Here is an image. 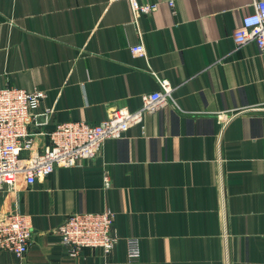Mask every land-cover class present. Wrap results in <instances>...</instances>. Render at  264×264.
<instances>
[{"label": "crops", "instance_id": "obj_1", "mask_svg": "<svg viewBox=\"0 0 264 264\" xmlns=\"http://www.w3.org/2000/svg\"><path fill=\"white\" fill-rule=\"evenodd\" d=\"M138 1L157 5L134 21L127 0H0V87L44 92L39 150L58 122L139 108L159 79L173 98L96 157L1 188L0 218L26 214L32 233L23 256L0 249V264H264V53L232 37L256 0ZM140 40L144 55L130 50ZM106 208L112 249L70 258L57 226Z\"/></svg>", "mask_w": 264, "mask_h": 264}, {"label": "built area", "instance_id": "obj_2", "mask_svg": "<svg viewBox=\"0 0 264 264\" xmlns=\"http://www.w3.org/2000/svg\"><path fill=\"white\" fill-rule=\"evenodd\" d=\"M132 20L139 14H148L157 2L127 0ZM172 5V0L168 1ZM236 47L248 42L264 53V0L254 1L252 12L241 17L240 24L232 31ZM137 55H144L145 48L140 40L130 46ZM167 80L159 79V89L141 95L139 108L114 107L97 121L68 120L55 124L48 132V143L38 149L33 128L45 123L49 108H39L44 92L38 88L26 90L15 86L0 87V189H10L20 182L28 187L59 166L78 165L81 160L98 155L104 141L121 137L126 130L141 124L145 114L172 104V86ZM26 152V153H23ZM105 182H107L105 178ZM114 215L108 208L91 211H74L65 216L55 232L60 244L70 258L78 256L82 248H100L108 253L118 240L113 226ZM32 227L26 214L9 211L0 218V249L15 256H23L31 242ZM126 259L140 257L139 238L126 237Z\"/></svg>", "mask_w": 264, "mask_h": 264}]
</instances>
